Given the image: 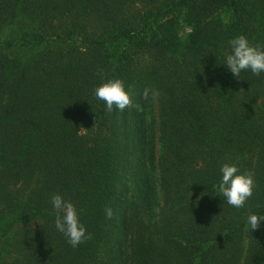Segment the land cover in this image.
Instances as JSON below:
<instances>
[{"label":"trees","instance_id":"obj_1","mask_svg":"<svg viewBox=\"0 0 264 264\" xmlns=\"http://www.w3.org/2000/svg\"><path fill=\"white\" fill-rule=\"evenodd\" d=\"M19 17L0 44V264H264L245 223L264 217V74L222 66L235 36L264 46V0H0V27ZM109 79L123 112L94 96ZM225 163L253 176L243 208L215 190Z\"/></svg>","mask_w":264,"mask_h":264},{"label":"clouds","instance_id":"obj_2","mask_svg":"<svg viewBox=\"0 0 264 264\" xmlns=\"http://www.w3.org/2000/svg\"><path fill=\"white\" fill-rule=\"evenodd\" d=\"M222 60L225 70L237 79L242 72H251L255 76L264 74V46L252 45L243 35L235 36L228 41ZM94 96L104 103L109 112H113L114 109L123 112L132 103L120 79H109L102 83L95 88ZM214 187L218 196L223 197L227 205L240 209L245 207L253 195L254 179L250 173H241L236 165L225 163L219 169V178ZM50 204L55 214V230L65 237L71 247H78L89 238L87 229L81 221V214L71 200L56 194L51 197ZM104 211L105 217L111 219L112 209L107 207ZM245 223L252 232L264 224V217L249 213Z\"/></svg>","mask_w":264,"mask_h":264},{"label":"rangeland","instance_id":"obj_3","mask_svg":"<svg viewBox=\"0 0 264 264\" xmlns=\"http://www.w3.org/2000/svg\"><path fill=\"white\" fill-rule=\"evenodd\" d=\"M145 8V7H143ZM150 8V6L146 7V9ZM217 18H220L223 24H226L229 22L230 19V13L227 9H221L219 13L216 15ZM179 22V35L180 38L183 40L188 34H189V28L184 22V17L183 14H181L177 18ZM25 24V21L23 20L22 17H19L16 22L13 24H3L0 27V44L3 42L7 41L10 36H13L16 31L18 30V25ZM27 24V23H26ZM25 24V25H26ZM247 228V227H246ZM247 229L244 230V235H246ZM246 247V239L244 237V248Z\"/></svg>","mask_w":264,"mask_h":264}]
</instances>
